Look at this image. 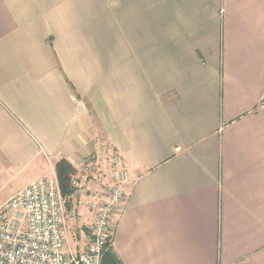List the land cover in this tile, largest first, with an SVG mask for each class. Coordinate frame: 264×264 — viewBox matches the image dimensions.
Returning <instances> with one entry per match:
<instances>
[{"label": "crops", "instance_id": "0c3cea01", "mask_svg": "<svg viewBox=\"0 0 264 264\" xmlns=\"http://www.w3.org/2000/svg\"><path fill=\"white\" fill-rule=\"evenodd\" d=\"M262 98L264 0H0V205L66 161L82 249L117 156L121 264H264Z\"/></svg>", "mask_w": 264, "mask_h": 264}, {"label": "built area", "instance_id": "2783aa9c", "mask_svg": "<svg viewBox=\"0 0 264 264\" xmlns=\"http://www.w3.org/2000/svg\"><path fill=\"white\" fill-rule=\"evenodd\" d=\"M257 107L264 110V98ZM79 171L85 176L101 174L91 158L80 163ZM128 179L124 161L113 156L106 191L87 204L92 216L89 239L79 251L69 243L56 175L36 180L0 205V264H100L111 243L112 223L120 212Z\"/></svg>", "mask_w": 264, "mask_h": 264}, {"label": "trees", "instance_id": "16d2710c", "mask_svg": "<svg viewBox=\"0 0 264 264\" xmlns=\"http://www.w3.org/2000/svg\"><path fill=\"white\" fill-rule=\"evenodd\" d=\"M74 169L66 162L59 161L55 166V174L59 182L62 197L72 196L76 188L71 186V177L74 175ZM100 264H121L116 256L110 250V246L104 251Z\"/></svg>", "mask_w": 264, "mask_h": 264}, {"label": "rangeland", "instance_id": "374dc122", "mask_svg": "<svg viewBox=\"0 0 264 264\" xmlns=\"http://www.w3.org/2000/svg\"><path fill=\"white\" fill-rule=\"evenodd\" d=\"M87 176L89 178L90 177L97 178V176H99V175L87 174ZM74 178H75V173L71 177V186L78 188V184H75V186L72 184V181H75ZM3 195L4 194L0 192V201L2 200ZM71 197L72 196L63 198L64 199V206H65L66 226H67V232H68V237H69V243H70L71 247L73 249H75L76 251H79V250H81V246H82L81 241L84 240V237H82V235H80L77 232V230L74 229V228H76L75 223H76L77 216L72 211V205L70 203ZM89 226H90V224H89ZM88 239H87V241H88Z\"/></svg>", "mask_w": 264, "mask_h": 264}]
</instances>
